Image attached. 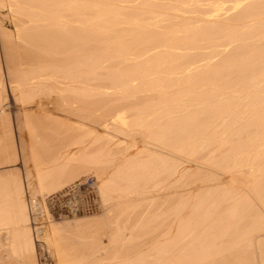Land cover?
Here are the masks:
<instances>
[{
  "label": "bare ground",
  "instance_id": "1",
  "mask_svg": "<svg viewBox=\"0 0 264 264\" xmlns=\"http://www.w3.org/2000/svg\"><path fill=\"white\" fill-rule=\"evenodd\" d=\"M5 4L18 36L33 38L44 59L18 72L10 66L16 57L5 52L3 91L17 82L32 99L51 89L46 82L64 84L59 91L78 99L108 139L64 157L60 179L45 187L53 194L77 181L73 161L96 164L99 192L113 199L105 217L115 216L116 226L107 242L101 219L82 215L75 226L100 256L113 247L100 264H264V0ZM0 38H13L1 22ZM117 132L142 135L143 148L122 149L117 158ZM162 183L176 189L142 212L148 236L135 242L122 234L132 194ZM25 189L14 177L0 178V264H41L35 200ZM132 244L142 251L122 259Z\"/></svg>",
  "mask_w": 264,
  "mask_h": 264
},
{
  "label": "rangeland",
  "instance_id": "2",
  "mask_svg": "<svg viewBox=\"0 0 264 264\" xmlns=\"http://www.w3.org/2000/svg\"><path fill=\"white\" fill-rule=\"evenodd\" d=\"M0 22L7 32L13 35L11 39L0 38V64L5 68V52L13 54L15 63L10 66L18 72L30 71L44 59L40 49L35 46L33 38L23 42L18 36L19 30L14 13L8 4L0 8ZM25 31V34H31ZM19 75V74H18ZM6 84V79L3 78ZM15 87L2 91L0 104V178L14 177L15 180L27 184L25 198L35 208L31 211L32 226L37 240V258L41 264H100L104 257H109L113 247L97 252L91 245H86L88 233L75 226L80 221V216L99 218L104 222L106 235L102 237L107 242L110 227L116 226L115 216L105 217L107 207L113 199L105 200L99 192V178L96 173V164L85 160H76L79 180H89L99 192L102 207L96 212L84 213L68 209L50 208L46 199L50 195L65 191L75 183L74 179L67 181L64 190L47 194V189L55 184L63 174L60 168L67 155H78L85 147L95 148L105 144L108 139L100 134L102 128L94 117L87 116L80 108V101L74 100L71 94L61 93L55 82H46L51 89L33 92L34 98L30 99L27 93L14 83ZM48 90V91H47ZM65 99V102L62 100ZM99 114L100 112H95ZM113 117L111 120H114ZM122 125V124H120ZM145 138L140 134L129 136L117 132L111 141L115 147L116 157L123 156L122 149L135 152L143 148ZM60 166V167H59ZM101 169V168H100ZM102 175H106L108 167L103 165ZM64 177V176H63ZM77 177V178H78ZM2 187V186H1ZM187 186L180 187V189ZM12 188H9V190ZM176 187L168 188L165 183L158 186L147 187L141 193H133L132 201L128 204L129 214L122 221V234H128L135 242L147 238L142 219H146L142 212L149 206L156 208L162 205L164 196ZM144 216V217H143ZM39 227H42L41 229ZM47 227V228H46ZM45 230V232H41ZM83 230V231H82ZM102 230V231H103ZM101 233H99L100 235ZM133 242V243H135ZM142 249L134 244L121 250L122 259H134Z\"/></svg>",
  "mask_w": 264,
  "mask_h": 264
},
{
  "label": "built area",
  "instance_id": "3",
  "mask_svg": "<svg viewBox=\"0 0 264 264\" xmlns=\"http://www.w3.org/2000/svg\"><path fill=\"white\" fill-rule=\"evenodd\" d=\"M46 203L50 208L59 211L68 209L76 213H92L102 207L99 192L89 183V180L76 181L65 191L47 197Z\"/></svg>",
  "mask_w": 264,
  "mask_h": 264
}]
</instances>
